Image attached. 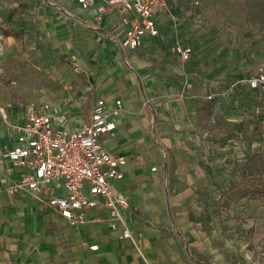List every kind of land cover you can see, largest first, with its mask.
<instances>
[{
	"label": "crops",
	"instance_id": "obj_1",
	"mask_svg": "<svg viewBox=\"0 0 264 264\" xmlns=\"http://www.w3.org/2000/svg\"><path fill=\"white\" fill-rule=\"evenodd\" d=\"M192 3L169 1L158 35L126 50L117 14L98 20L75 0H0V73L60 60L76 71L55 96L51 86L28 97L0 91V264H264V95L246 85L264 43L215 38ZM178 46L191 47L187 62ZM98 100L108 111L120 102L100 142L126 160L114 187L129 202V239L109 229L101 201L73 227L30 193L7 191L22 175L7 162L18 137L8 124L48 105L53 128L73 131Z\"/></svg>",
	"mask_w": 264,
	"mask_h": 264
},
{
	"label": "built area",
	"instance_id": "obj_2",
	"mask_svg": "<svg viewBox=\"0 0 264 264\" xmlns=\"http://www.w3.org/2000/svg\"><path fill=\"white\" fill-rule=\"evenodd\" d=\"M75 1L84 9L94 7L98 20L103 15L117 14L124 28L121 47L136 50L144 39L158 35L155 19L160 13L169 11V1L179 0ZM201 3L202 0H193L192 6L199 9ZM174 50L183 62H187L192 54L189 46H178ZM246 85L264 95V64L246 80ZM48 110V105L37 108L30 104L24 122L14 126L6 122V116L1 112L5 123L18 135L15 146L7 151V162L22 172L7 191L10 195L30 193L73 227L85 224L86 212L96 208L101 201L108 215L109 229L116 231L121 227L120 239H129L131 235L122 214L129 208V202L114 187V183L122 179L121 169L126 160L109 155L100 142L103 134L115 129L114 119L120 115V102L108 111L105 103L98 100L89 121L73 131L55 130ZM50 183L60 190V196L52 194L47 187ZM96 248L91 247V250Z\"/></svg>",
	"mask_w": 264,
	"mask_h": 264
},
{
	"label": "rangeland",
	"instance_id": "obj_3",
	"mask_svg": "<svg viewBox=\"0 0 264 264\" xmlns=\"http://www.w3.org/2000/svg\"><path fill=\"white\" fill-rule=\"evenodd\" d=\"M198 16L200 23L215 38L225 43H264V0H202ZM74 74L75 68L70 62L63 60L53 62L46 69L41 65L31 66L28 63L18 68L10 65L4 73H0V91L12 93L19 90L28 97L32 93L30 90L40 92L45 91L46 86H51L50 91L55 96L72 87L67 80H71ZM49 77H53L54 81L48 79ZM11 80H15V86L9 84ZM252 181L253 184L261 183L257 177H253ZM243 189L254 194L248 188ZM233 216L237 218L236 213Z\"/></svg>",
	"mask_w": 264,
	"mask_h": 264
},
{
	"label": "trees",
	"instance_id": "obj_4",
	"mask_svg": "<svg viewBox=\"0 0 264 264\" xmlns=\"http://www.w3.org/2000/svg\"><path fill=\"white\" fill-rule=\"evenodd\" d=\"M258 194V193H257ZM255 196H256V193H252L251 195L249 194V199H254L255 198Z\"/></svg>",
	"mask_w": 264,
	"mask_h": 264
}]
</instances>
